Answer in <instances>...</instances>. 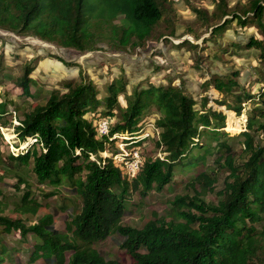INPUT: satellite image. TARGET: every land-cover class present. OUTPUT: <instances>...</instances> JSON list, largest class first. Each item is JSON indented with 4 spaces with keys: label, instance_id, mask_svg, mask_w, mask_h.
<instances>
[{
    "label": "trees",
    "instance_id": "obj_1",
    "mask_svg": "<svg viewBox=\"0 0 264 264\" xmlns=\"http://www.w3.org/2000/svg\"><path fill=\"white\" fill-rule=\"evenodd\" d=\"M166 1L0 0V30L81 54L99 50L103 43L119 50L135 49L153 37ZM216 6L220 14L194 9L198 17L217 20L210 26L211 41L229 30L234 20L242 29L255 25L260 38L252 35L229 43L257 50L264 62V0H249L242 15L228 9V0H219ZM36 65H27L18 81L21 99L40 96L41 81L30 77ZM239 74L213 75L203 83L221 95L216 104L238 115L248 114L247 130L238 134L224 131L226 116L208 106V95L198 100L182 84L173 85V80L133 89L125 108L119 100L125 93L123 79L111 82L103 97L93 82L68 81L51 89L44 103L32 106L22 117L16 116L21 105L0 94V127H13L20 143L27 144L17 154L4 155L0 149V264H10V252L18 251L6 243L15 233L21 241L32 234L36 243L31 261L42 259L48 264H121L106 260L93 247L114 234L123 237L130 264H264V146L256 143V137L264 135V75L257 78L258 91L251 93L236 79ZM31 86L38 88L35 93ZM155 108L156 146L164 157L144 158V123ZM114 117L109 135L100 136L98 123ZM236 139H242L243 158L233 147ZM119 145L129 153L139 151L142 157L133 178L116 163L115 157L124 154ZM209 156L228 174L217 204L203 200L201 193L216 183L212 174L203 171L190 183L195 190L199 185L198 197H175L171 220L155 218L139 229L123 224L132 193L162 192L177 172L193 170ZM6 179L15 180L17 190L26 188L12 204L3 199ZM31 179L52 188V194L66 189L80 199V211L70 218L65 233L55 228L53 215L35 223L24 219L42 208L32 197Z\"/></svg>",
    "mask_w": 264,
    "mask_h": 264
},
{
    "label": "rangeland",
    "instance_id": "obj_2",
    "mask_svg": "<svg viewBox=\"0 0 264 264\" xmlns=\"http://www.w3.org/2000/svg\"><path fill=\"white\" fill-rule=\"evenodd\" d=\"M218 1L167 0L164 5V17L156 26L153 37L143 46L135 49L119 50L103 43L99 50L81 54L72 50H62L54 44L32 36H18L0 30V94L21 105V111H18L16 116L22 117L23 112L32 106L44 103L51 89L62 88L68 81L72 83L93 82L99 97H103L111 82L123 79L125 93L120 96L119 100L125 108L127 97L133 89L147 87L150 82L165 85L173 80V85L182 84L198 100L208 95L211 98L208 106L219 109L226 116L224 131L230 134L246 131L248 114L243 112L238 115L236 111L227 110L225 106L216 104L214 101L221 95L212 87H203V83L213 75L221 77L231 72L240 73L236 79L246 87L248 92H257L260 88L257 78L264 75V62L260 61L259 52L255 49L232 47L230 43L244 41L247 36L254 35L258 38L261 36L255 25L249 24L242 29L234 20L229 30L215 41H211L210 26L217 20L198 17L194 9L206 10L209 14L216 10L220 14L216 6ZM248 7L249 0H228V9L238 15H242ZM228 18H232V15ZM117 22L119 23L120 20ZM236 28L239 32H236ZM35 63L37 65L30 77L41 81L40 96L37 98L25 96L21 99L22 90L18 81L25 67ZM37 89L34 86L30 87L31 93H35ZM252 103L246 105L248 110L250 105L252 107ZM150 111L146 115L148 118L144 123L142 133V137H146L141 144L143 157H164L156 146L158 130L155 122L159 115L156 108ZM115 121L116 117L110 122ZM206 139L203 138V142H206ZM256 141L264 146V135H258ZM232 144L238 157L243 158L245 154L242 139H236L232 141ZM26 147L27 144L20 143L18 140L13 127H0V149L4 155L17 154L25 151ZM119 149L127 151L123 145H119ZM195 153L198 155L199 151L195 150ZM102 155L108 156V153ZM240 158L238 160H241ZM203 171L216 178L213 188L206 194L201 193L203 200L207 205L217 204L219 192L224 188V180L228 174L214 163V156H209L205 163H201L197 168L177 172L175 181L162 192L152 191L147 196L132 193L128 214L123 224L139 229L155 218L171 220L175 214L173 209L175 197L184 196L193 199L198 197L201 191L199 185L195 190L190 183L192 177ZM30 182L32 186L29 189L32 197L42 203V208L36 216L24 217L26 222L35 223L40 217L53 215L55 228L65 233L70 218L80 211V199L67 193L66 189L52 194V188L40 186L36 179H31ZM5 183L2 186L3 199H7L12 204V201L22 197L26 188L22 185L21 190H17L13 186L15 183L13 179H6ZM12 207L6 211V215L11 213ZM20 239V234L15 233L6 241L9 249H18L17 252H10V264H48L42 259L31 261V254L36 243L32 234L28 235L25 241ZM123 240V237L114 234L93 247L106 260L130 264L132 259L129 253L122 248ZM69 255L70 253H66V257Z\"/></svg>",
    "mask_w": 264,
    "mask_h": 264
},
{
    "label": "built area",
    "instance_id": "obj_3",
    "mask_svg": "<svg viewBox=\"0 0 264 264\" xmlns=\"http://www.w3.org/2000/svg\"><path fill=\"white\" fill-rule=\"evenodd\" d=\"M110 120L104 119L98 123L97 130L100 136H107L110 133ZM148 136H150L148 134ZM124 154L116 156L115 160L118 165L122 167V170L129 178L135 177L141 169L142 157L139 151H123Z\"/></svg>",
    "mask_w": 264,
    "mask_h": 264
}]
</instances>
